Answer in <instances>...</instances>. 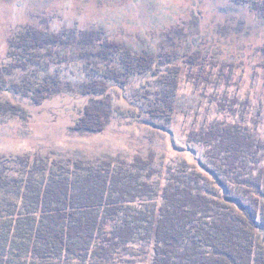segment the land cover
Segmentation results:
<instances>
[{"label": "trees", "instance_id": "trees-1", "mask_svg": "<svg viewBox=\"0 0 264 264\" xmlns=\"http://www.w3.org/2000/svg\"><path fill=\"white\" fill-rule=\"evenodd\" d=\"M245 2L264 14V0ZM64 38L40 29L21 32L10 47L15 62L0 68V89L37 106L59 93L63 81L53 74L42 82L9 77L38 68V51L63 48ZM80 41L95 39L85 34ZM94 56L116 59L118 67L99 71L104 80L85 86L82 95L93 100L74 132H105L112 118L109 82L126 84L158 57L114 41ZM160 97L164 105H155L151 116L169 120L173 100L169 93ZM219 106L221 112L232 108ZM0 117L27 121L31 115L5 101ZM188 141L205 150L198 164L159 153L95 162L0 154V264H264V137L241 121L216 122L191 131Z\"/></svg>", "mask_w": 264, "mask_h": 264}, {"label": "rangeland", "instance_id": "rangeland-1", "mask_svg": "<svg viewBox=\"0 0 264 264\" xmlns=\"http://www.w3.org/2000/svg\"><path fill=\"white\" fill-rule=\"evenodd\" d=\"M258 12L245 0H0V68L15 62L9 58L11 43L27 29L65 37V47L38 51V68L9 77L11 82L25 77L42 82L53 74L63 81L59 93L37 106L0 89V102L22 105L31 115L27 121L0 117V154L95 162L159 153L198 164L205 150L189 143L191 131L241 121L264 137V14ZM85 34L95 41L81 42ZM106 41L157 55V62L126 84L109 82L112 118L105 132H74L93 100L82 95L85 86L118 67L116 59L94 56ZM163 92L173 100L169 120L150 113L164 105ZM221 103L232 108L221 112Z\"/></svg>", "mask_w": 264, "mask_h": 264}]
</instances>
